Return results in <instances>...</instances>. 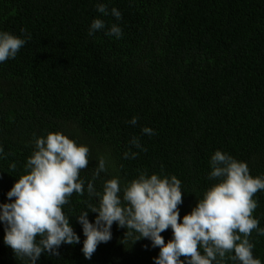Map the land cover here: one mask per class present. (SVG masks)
Segmentation results:
<instances>
[{"label": "trees", "instance_id": "trees-1", "mask_svg": "<svg viewBox=\"0 0 264 264\" xmlns=\"http://www.w3.org/2000/svg\"><path fill=\"white\" fill-rule=\"evenodd\" d=\"M100 2L119 9L122 20L98 13L97 0H0V30L31 34L14 59L0 63V145L7 154L0 159V203L10 202L6 194L24 174L34 133L62 132L88 145L85 180L97 158L110 153L119 172L102 173L98 189L117 174L130 181L138 170L176 175L188 191L181 221L214 183L208 173L216 150L246 161L254 177L264 176V0ZM97 17L118 23L123 37L103 31L90 37ZM133 116L136 125L128 123ZM146 126L157 134H143ZM133 136L147 151L125 160ZM254 198L253 216L264 228V191ZM88 200L87 192L73 193L64 206L81 242L61 245L59 256L44 253L37 264H154L160 249L148 239L125 238L127 230L116 223L112 239L85 259L75 216ZM96 215L89 213L90 221ZM161 235L167 243L172 229ZM4 236L0 222V264H30ZM249 239L264 264V236L253 231Z\"/></svg>", "mask_w": 264, "mask_h": 264}, {"label": "clouds", "instance_id": "clouds-1", "mask_svg": "<svg viewBox=\"0 0 264 264\" xmlns=\"http://www.w3.org/2000/svg\"><path fill=\"white\" fill-rule=\"evenodd\" d=\"M95 7L104 17L122 20L121 11L115 7L109 10L107 3L97 0ZM21 31L25 33L23 38L0 30V63L14 59L31 39L25 29ZM98 31L117 40L124 34L118 23L109 25L101 17L93 19L88 35L94 37ZM138 119L133 116L128 123L136 125ZM141 131L148 136L157 134L147 126ZM32 144L24 174L6 194L10 202L0 203L4 243L15 256L27 258L30 264H37L44 253L59 256L63 244L81 242L64 206L70 203L73 193L83 196L85 192L89 197L87 208L75 216L85 237L81 249L85 259L90 260L101 243L112 239L116 223L127 230L125 238L132 237L134 243L148 239L152 248L160 249L153 258L154 264H226L228 260L233 264H262L254 257L255 244L249 238L253 231L264 236L259 218L253 216L259 206L254 197L264 191V176L251 175L246 161L216 150L209 160L208 173V179L214 183L203 191L202 198L197 197L198 202L181 221L179 206L188 191L176 175H165L163 168L160 173L151 174L138 170V176L130 181L117 174L103 180L98 189L96 181L102 173H109L110 168L119 172L110 153L97 158L92 178L85 180L81 171L90 162L88 145L62 132L39 137L34 133ZM129 145L123 153L125 160L147 151L138 136H133ZM6 156L0 145V159ZM16 167V163L10 165L13 171ZM89 213H97L94 222ZM169 228L172 238L166 243L161 233Z\"/></svg>", "mask_w": 264, "mask_h": 264}]
</instances>
